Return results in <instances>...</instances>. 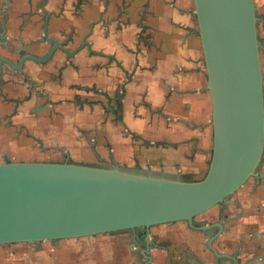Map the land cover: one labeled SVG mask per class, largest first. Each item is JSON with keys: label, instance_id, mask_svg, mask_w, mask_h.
Here are the masks:
<instances>
[{"label": "crops", "instance_id": "obj_1", "mask_svg": "<svg viewBox=\"0 0 264 264\" xmlns=\"http://www.w3.org/2000/svg\"><path fill=\"white\" fill-rule=\"evenodd\" d=\"M14 2L15 8H7L0 0V55L17 63L20 57L10 49L21 38L39 39L42 30L20 32L29 19L28 0ZM44 3L53 20L51 35L64 37L79 27L77 41L107 4L105 21L91 37L96 54L84 49L65 64L58 53L43 65L27 61L22 72L0 64V163L68 159L204 178L211 161L212 105L194 0H32L37 11ZM255 5L257 16H264V0ZM259 39L264 72V24ZM28 52L42 57L46 49ZM48 99L55 105L38 109ZM247 188L235 200L238 207L230 206V232L216 246L234 251L243 264H264V187ZM170 228L152 232L169 242L172 236L165 233L176 230ZM192 239L203 242L184 233L173 243ZM52 243L57 264H137L129 252L134 242L125 234ZM198 246L192 245L196 256L216 264ZM150 255L154 264H164V252ZM174 261L195 264L181 256Z\"/></svg>", "mask_w": 264, "mask_h": 264}, {"label": "water", "instance_id": "obj_2", "mask_svg": "<svg viewBox=\"0 0 264 264\" xmlns=\"http://www.w3.org/2000/svg\"><path fill=\"white\" fill-rule=\"evenodd\" d=\"M15 8L14 0H3ZM212 105V149L201 180L115 164L64 161L0 163V246L149 229L187 222L238 192L251 178L264 179V72L255 0H194ZM28 17L20 28L42 30L39 39H19L0 64L22 72L27 61L46 63L60 50L50 37L45 3L39 11L28 0ZM0 39V46H2ZM43 57L29 53L46 49ZM210 242V249L219 255Z\"/></svg>", "mask_w": 264, "mask_h": 264}, {"label": "flooded vegetation", "instance_id": "obj_3", "mask_svg": "<svg viewBox=\"0 0 264 264\" xmlns=\"http://www.w3.org/2000/svg\"><path fill=\"white\" fill-rule=\"evenodd\" d=\"M104 6L106 7L107 4H105ZM105 7H104V11L102 12L103 14L101 13L102 15H100L99 19L90 25V28L87 29V32H85V36L80 41H77L78 40L77 38L79 37V27L73 28V31L68 35H64V37H60L57 35L52 36L51 35V32H52L51 23H53V20H52V17L49 15L50 16V23H49L50 37L57 38L59 40V43L62 44V46H64L70 53L76 52L85 41L88 42L92 48L91 37L93 34V30L95 29V27L97 25L104 23V21H105V19H104ZM263 24H264V16L258 15V36H259V28L262 29ZM259 41H260V39H259ZM49 47L50 46L47 45L46 53L48 52ZM81 51H79V52H81ZM79 52H77L75 54V56H73V57H68L65 52L58 50L47 62L52 60L53 57L56 56V54L62 53L64 55V63L65 64L70 63L77 56V54ZM89 52L96 54V52H94V51L93 52L89 51ZM46 53L44 55H46ZM38 65H43V64H38ZM35 92H36L37 96H41L43 98H45L47 96L43 92H40V91H35ZM52 105L54 106L55 102H52L51 100L48 99V101H44L40 106H38V109L46 108V107L51 108ZM5 162H7V161H5ZM255 185H258V188H260V187L263 188L264 187L263 186L264 185V179H261L260 177L258 179L257 178H251L238 192H236L233 196L229 197L227 199V201L218 205L216 208L210 210L209 212L196 217L194 219V226H196L197 228L208 227V229H206L204 231L191 228L187 222H177V223H173V224H165L168 226V228L173 227L174 229H176L174 231V233L170 232V230H169L170 233L169 232L165 233V234H171V236H172L171 240H169V242H168V240L165 241V239H167V238H165L166 235H159V234L152 232L153 229H156L157 227L159 228L162 225L153 226L149 229L138 228V229H134V230L123 231L121 233L116 232V233H110V234L128 235L129 239H131L134 242L133 243L134 249L130 250L129 252H131L132 256H134L135 262L137 264H154V258L150 255L154 251L164 252L166 254L165 259H164V264H176V262L174 261V258H178L179 256L183 257V259L186 258V259L194 262L195 264H206V262L204 260H201L194 253L195 251L192 248L193 244H196L197 246L202 245V249L205 252L210 253L214 257V261L216 262V264H243L237 258V255H236V253H234V251L231 250L228 252V251L220 250L216 246V242L221 237H223L225 234L230 232V228L225 227V222L227 220H229L228 215H229V208H231L230 206L238 204L235 201L236 198H238L240 195H242L243 192L248 189L247 187H249V189L255 190V192L258 191V189H256V188L254 189ZM233 207H235V206H233ZM236 207H238V206L236 205ZM180 223H182L183 225ZM182 227H183V229H182ZM184 233L185 234L187 233L191 236L192 235H194V236L199 235V236H201L203 242L199 244L200 241H198L197 239H195V240L192 239L195 243L190 240L187 243V245L186 244L182 245V243L175 245V243H173V240L175 238H177L178 236L179 237L184 236ZM211 241H213V243H212L213 247L215 248V250L217 251V253L219 255L215 254V252L212 249H210L209 244ZM55 254L52 257V259L56 258L57 260H59L58 253L55 252ZM172 259H173V261H172ZM56 262H58V261H56ZM120 262L121 261H119V263ZM179 264H185V262L181 261Z\"/></svg>", "mask_w": 264, "mask_h": 264}, {"label": "rangeland", "instance_id": "obj_4", "mask_svg": "<svg viewBox=\"0 0 264 264\" xmlns=\"http://www.w3.org/2000/svg\"><path fill=\"white\" fill-rule=\"evenodd\" d=\"M54 254L55 249L51 241L2 245L0 264H57V259H52Z\"/></svg>", "mask_w": 264, "mask_h": 264}]
</instances>
